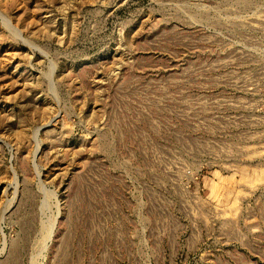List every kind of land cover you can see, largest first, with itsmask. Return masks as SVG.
Returning a JSON list of instances; mask_svg holds the SVG:
<instances>
[{"label":"rangeland","instance_id":"rangeland-1","mask_svg":"<svg viewBox=\"0 0 264 264\" xmlns=\"http://www.w3.org/2000/svg\"><path fill=\"white\" fill-rule=\"evenodd\" d=\"M0 264H264V0H0Z\"/></svg>","mask_w":264,"mask_h":264}]
</instances>
